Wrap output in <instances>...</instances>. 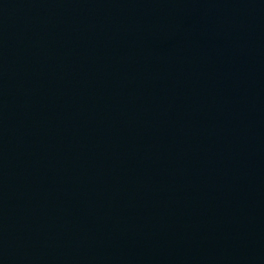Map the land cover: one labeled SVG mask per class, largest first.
<instances>
[{"label":"water","instance_id":"obj_1","mask_svg":"<svg viewBox=\"0 0 264 264\" xmlns=\"http://www.w3.org/2000/svg\"><path fill=\"white\" fill-rule=\"evenodd\" d=\"M0 264H264V0H0Z\"/></svg>","mask_w":264,"mask_h":264}]
</instances>
